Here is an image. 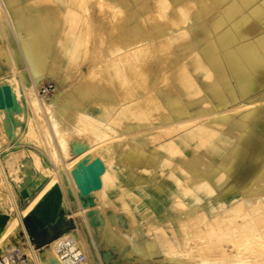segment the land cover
<instances>
[{
  "label": "rangeland",
  "instance_id": "obj_1",
  "mask_svg": "<svg viewBox=\"0 0 264 264\" xmlns=\"http://www.w3.org/2000/svg\"><path fill=\"white\" fill-rule=\"evenodd\" d=\"M119 1L0 0V163L19 209L26 204L23 193L31 197L37 192L42 165L55 178L56 187L65 201L64 207L55 210L54 203H47L51 195L46 191L38 205L39 209L47 208L43 219L37 222L32 214L24 218L22 223L30 232V253L38 256L54 242L65 236H74L84 245L83 253L89 264H264V164L253 181L243 189L234 190L232 197L224 196L230 186L220 184L231 172L230 163L236 161L234 156L238 146H247L248 137L262 121L264 0H194L196 5L193 9L201 21L195 26L198 30L193 29V34L197 40L206 42L207 46L200 54L187 56L186 64L176 62L171 66L172 76L168 75L166 83L164 64L167 61L161 60L160 54H157L160 50L158 45L165 43L168 48L174 49V45H177L182 49L189 40L177 39L171 44L152 37L145 44L149 49L144 58L154 60L155 72L151 83L163 86L164 96L179 97L183 91L187 98L196 99L192 106L199 108L200 112L218 105L232 109L231 115L225 119L221 117L198 127L189 136L185 132L177 135L176 140L184 150L178 148L177 144L169 145L152 167L145 169L153 173L168 171L179 179L178 183L175 182L176 187L174 182L166 185L168 194L162 197L164 202L160 209L151 203L140 205V195H135L134 191L139 185L130 182L125 175L120 180L112 169L115 165L114 152L109 146L112 139L99 145L98 140L88 133L90 129L98 127V118L91 116V109L99 110V115L104 113L107 123H114L113 127L120 130L116 135L123 133L129 137L132 133L126 131L127 119L122 118V115L133 111L128 108L127 100L124 101L126 104L122 102L129 91L128 80L122 72L108 70L102 56V50H105L102 42L110 37L111 30L115 28L112 40L119 43L121 50L110 59L122 64L133 62L130 55L136 46L125 48L122 45L128 41L125 35L134 26V22L130 21L132 13L124 16L127 22L121 21L122 15L117 5ZM126 1L131 6L141 8L144 11L143 19L154 27L155 15L151 11L156 16H165L162 13L164 0ZM168 1L181 9L179 19L188 16L187 12L183 14V5L188 0ZM255 6L261 8L263 13H252ZM199 7L202 8L200 13ZM8 18L19 21L24 27L21 30L23 36L37 35L43 42L47 59L40 65V80L33 87V94L46 102L59 92L48 70L58 68L57 54L61 51L62 42L67 34L74 35V46L68 51L62 66V70L73 63L76 66L74 71L66 72L68 87L65 93L72 91L73 102H70L67 94L60 97L62 107L57 111V132L52 134L51 141L48 122L26 108L29 95L24 92V87L29 86L32 76L17 54L19 46L16 47L11 38ZM78 43L85 50L81 58H75ZM172 59L176 60V56ZM179 77L182 78L181 82ZM114 80H117L116 87ZM47 84L53 86V91L48 96L38 94V88ZM11 93L16 94L14 100L20 110L7 114L2 109L1 99ZM109 95L117 100L115 104L108 102L106 97ZM240 105H245L244 110H238ZM239 115H242L240 119L236 117ZM7 116L11 117L13 124L10 132ZM113 127L105 126L104 133L108 138L114 136L111 132ZM55 139L59 142L58 149L64 160H72L74 153L82 152L83 156L62 173L55 167V154L58 153L53 148ZM157 141L151 137L149 144L154 145ZM95 142L107 149L108 152L103 153L107 154L106 162L93 150V147H98ZM76 147L80 149L79 153L74 152ZM199 149L201 152L195 154L194 151ZM99 167H102L103 173H100ZM10 171L15 173L10 174ZM81 172L86 185L89 184V193H78L75 182H69L68 175L72 178L71 175L76 173L78 176ZM177 189L178 193L175 192ZM82 197L84 205L79 204ZM159 212H163V218L159 217ZM110 214L116 217V221L109 227L107 217ZM97 215L99 218H95ZM92 217L95 221L88 231L84 228V221H90ZM14 219L17 220L15 216ZM111 229L114 232H109ZM35 232H38L37 235ZM19 236L23 239L22 234L19 233ZM24 248L28 249L26 246ZM9 249L5 254L19 259V264L30 257L28 250L26 254L19 249Z\"/></svg>",
  "mask_w": 264,
  "mask_h": 264
},
{
  "label": "bare ground",
  "instance_id": "obj_2",
  "mask_svg": "<svg viewBox=\"0 0 264 264\" xmlns=\"http://www.w3.org/2000/svg\"><path fill=\"white\" fill-rule=\"evenodd\" d=\"M193 1L194 0H188L187 3H184L183 9L185 8V11L183 12V14L186 15L187 12L188 16H183V18L179 19V10H181L179 6L178 7L173 6L168 0H164L162 13H164L165 16L164 15L161 17L160 15L156 16V13L154 11H151V14L155 15L156 27L152 26L150 22L148 23V21L143 19L144 11L141 8L131 6L129 2L126 0H121L118 2L117 5L120 8V12H121L120 15H122L121 21L127 22L128 20L127 18H124V16L128 12H131L132 19H130V21L134 22V26H132L129 33L125 35V38H127L128 41L123 42L122 44L125 48H133L135 46L137 47V45L139 46L137 48L136 47L133 48L134 50L130 55V58L133 61L131 64L130 63L122 64L119 61L110 59L113 58L112 56H115L119 50H121L119 47V43H116L115 41L112 40L115 28L111 30L110 33L112 34H110V37L108 36L107 40L105 42H102L104 43V47H105V50L104 49L102 50V54H103L102 56L106 60L104 61V64L106 63L108 70H110L111 72L120 71L123 73V76L126 78V80H128L127 82L129 86V91L128 94L125 96V98L122 99V102L127 100L128 108L130 110L133 109L134 112L133 111L128 112L127 113L128 115L126 116L122 115V118L127 119L128 128L126 131L132 133L129 137L124 136L123 133H121L120 135H116L120 132V130L118 131L117 127L115 126L113 127L114 125L113 122L107 123L106 115L104 113H101V115H99L100 111L95 109H91V116L94 119L98 118L97 119L98 127L97 129L94 130L90 129V132L88 133L93 135L96 138V140H98V144L100 143L104 145L105 143L109 142V140L111 141V139L112 142H115V143L111 142L109 145L110 148L113 149L114 154L112 155L113 158H115V165L112 167V169H114L117 172V176H120L119 177L120 180H122L121 178L123 177V175H125L128 176L130 182L139 185V188L138 189L134 188V191L136 193L135 195L137 194L140 195L139 196L141 200L140 205H144V204L146 205L148 203H151L153 205H158L159 206L158 209H160L163 205L164 200L162 197L164 195L167 196L168 194L166 185L170 182H174V187H176L175 182L178 183L179 179L177 176L174 175V173L172 175L168 173V171L159 170L158 172L156 171L155 173H153V172H147L145 169H149L150 167H152V165L156 161V158H158V156H161V154H164V150L167 149L169 145L177 144L178 148L181 146L180 142L176 140V138H178L176 137L177 135H181L183 132H185L186 136H189L198 127L201 128L202 126H205L208 123L210 124L213 121H216L217 119L220 120L219 118L221 117L225 119L229 117L231 115L230 113L232 112V109L223 105L220 106L218 105L213 108H208V110L200 112L199 108L196 109L192 106V104L197 102L196 99L187 98L185 92L181 91V93H179V97L178 95L177 97L171 95L164 96L161 89L163 86L161 85L156 86L157 84H155V82L151 83V79H153L155 72L154 60L147 61L144 58L145 57L144 54L148 52L149 49V47L145 46V44L152 37L160 38L161 40H163V42L164 41L171 42V44L177 39L182 40L184 38H187L189 40L188 44L186 42V47L182 49H180V47L177 45H174V49H172L171 47H170L171 49L168 48L167 44L165 43L163 44L160 43L158 45L160 46V50L157 52V54H160L159 57L161 58V60L167 61L166 65L164 64V67L167 70V78L165 80V83L167 82L168 75L172 76V72L170 71L172 70L170 69L171 66L175 65L176 62H179V65L180 63L186 64V62H188L187 56H191L193 54L194 55L200 54L201 52L204 51L205 47L207 46L206 42L197 40L195 34H193V29L198 30L195 26L201 21V18L197 16L196 14L197 12L195 11V9H193L194 5H196L193 3ZM108 8L110 7L107 6V9ZM201 9L202 8L200 7L198 8L199 10L198 13L202 12ZM253 12L257 15L263 13L261 8H259L258 6H255L252 9V13ZM8 19L11 25L9 27L11 32V38L14 40V45L16 47L19 46V49H17V54H19V56L23 59V62L27 68V72L30 74V76H32L28 84L29 86L26 85L24 87V92L29 95L26 108L28 111H32L38 114L39 116H41V118L44 119V122L45 120L48 122V124L50 125L49 131L51 135L50 137L51 138L50 141H51L52 134H55V132H57V128H56L57 111L62 107L59 104V101L61 100L60 97L62 96V94H67L69 96L70 102H73V96L71 93L72 91H67V93H65V89L66 87H68L67 85L68 78L66 72L70 73L74 71L76 66L73 63L71 66H69L66 69L67 71L62 70V66L64 65V61L66 60L68 51L74 46V42H73L74 35L72 33L67 34L65 36L64 41L62 42L61 51H59L57 54L58 68L48 70V74H50L53 77V79L56 81V84L59 87V92L49 102H46L44 100L38 99V97L33 94V87L36 86V84L40 80V75L38 74L40 71V65L47 59L45 57L46 55L44 52L43 42L41 41L40 36L37 35L26 34L23 36L21 30L24 27L19 23V21L16 19L15 20H11L10 18ZM161 22H166L167 24L163 25L161 24ZM153 30H155V33H152ZM79 38L81 39L80 36ZM184 41H186V39ZM99 42H101V39ZM76 46L77 47L75 51V58L83 57L85 54V50L82 49L83 48L82 45L78 43ZM152 46L154 47L153 44ZM174 55L176 56V60L172 59V57L175 58ZM118 63L119 64L121 63L122 65L121 64H120L121 66L118 65ZM187 67H189V65H187ZM180 68L181 67L179 66V70L182 69ZM164 73L166 72L164 71ZM181 81L182 78L179 77V82ZM162 84L164 85V83ZM114 86L115 87L117 86V80H114ZM166 94L168 93L166 92ZM15 95L16 94L13 95L11 93L8 97L1 99L2 107H3L2 109H4L7 114H9L10 112H17L20 110L19 104L14 100ZM106 98L109 103L115 104L117 102V100H115V98L111 95L107 96ZM7 102H9V104ZM124 103L122 104L124 105ZM244 106L245 105H240L237 108L238 110L241 111L244 110L243 109ZM26 108H25V112H26ZM96 113L98 114V116ZM167 116L168 118L166 119ZM236 117L240 119L242 115ZM261 117H262L261 118L262 121L259 123L258 127L254 130V133L248 137L247 146H240V147L238 146V148L236 149L234 156L236 161L230 163L231 172L227 177V179L225 180L226 182L225 181L220 182V184L225 185L226 183L227 185L230 186L229 190L224 192V196H226V198L235 195L233 193L235 192L234 190L243 189L247 185H249L253 181L254 177L260 173L261 166L262 164H264L263 163L264 109L261 112ZM7 119L9 121L8 131L10 132L13 124H11L10 116H7ZM106 124L108 125V127L110 126L114 128L111 130L114 136L110 138H108L106 133H104ZM139 128L142 129L141 131L137 132ZM151 137H153L154 139H158L156 143L157 145L156 144L152 145V143L149 144V141H151ZM54 142H55V144L53 143L55 145L53 147L54 151L58 150V153L55 154V167L61 173L66 170L68 171L71 164H73L74 162L76 163L77 159H81L78 157L83 158L81 152L80 154L74 153L73 155L74 160L73 159L70 161L64 160L63 155H61V152L58 149L59 142L57 141V139H55ZM98 144H96L95 142V146H97ZM99 145L98 147H93L91 145L94 148L93 149L91 147V149L96 150V154H99V157L106 162L105 157L107 154H103V153L104 152L106 153L108 151L107 149L104 148L105 146L102 147ZM88 149L90 148L88 147ZM180 149L184 150L181 147ZM83 150H85V148ZM87 150L86 152L88 153L89 151ZM74 152L79 153L80 149L76 147L74 149ZM177 152H179V150H177ZM194 152L195 154H197L200 153L201 150L199 149L198 151H194ZM11 153L12 152L8 154ZM184 153L186 154L187 151H185ZM66 154L69 153L67 152ZM38 164L41 165V163ZM93 164L92 165L90 164V166H93ZM100 166H102V164H100ZM104 166H106V163L104 164ZM36 167H38L37 164ZM99 168H97L96 170L98 171ZM101 168L99 169L100 173H103L101 172ZM92 169L95 170L94 168ZM40 170H42L40 175L41 183L40 182L38 183L39 186L37 187L36 190L37 192L31 197H28L26 193L25 195L23 193V196L25 197L24 201L26 204L24 208L19 209L16 206L15 199L7 183L4 171L0 163V257L2 261H4V264H11L13 258L7 256L5 254L6 253L5 251L10 250L9 248H12L15 249V251L16 249H19L21 252L25 251L26 254L28 250L29 252L28 254L30 255V257L28 259L26 258V262H23L22 264H72L70 260L64 259L63 255H58V251H60L64 246V244L67 243L69 246V251L71 253L78 252L82 254L85 258L83 264H89V261L86 259L83 253L85 252L84 245H82L79 241L75 240L74 236L63 237L62 239L54 242L53 246L51 245L49 248L39 253L38 256L30 253L29 250H31V245H30V240L28 238L30 232L29 230L25 229L22 223L24 218L28 214H32V216L37 222L43 219L45 213L47 212V208L41 207V209H39L38 205L40 202V198L44 196V192L46 191H48L51 195L50 200H47V203H49V205L54 203V205L56 206L55 210H57L60 207L62 208L65 205V201L62 197L60 189L56 187V181L53 175L43 165L40 166ZM13 173H15V171L13 172L10 171V174ZM70 174H72V172ZM69 176L70 175H68L69 182H71L72 180L76 184V185L72 184V186L73 185H75L76 187L78 186L77 187L78 190L76 189L78 193L81 191H85V193L89 191L90 189L89 184L86 185L85 183L86 179L82 176V172L78 173V176L76 175V173L75 175H71L72 178H70ZM175 192L178 193L179 192L178 189ZM219 197L220 196H216V198ZM165 198L166 200L168 199L167 197ZM81 199H82V203L79 202L78 203L84 205L83 203L84 198L82 197ZM94 215L95 214H93V216ZM158 215L159 217L163 218V212H159ZM14 216L16 217L17 220L14 219ZM97 217L99 218L98 215L95 216V218ZM95 218L92 217L90 221L89 220L84 221V228H86V230L89 231V226L91 228L92 222L95 221ZM107 218H108L107 225L110 227V225L113 224V221H116V217L110 214L108 215ZM19 229L21 232L19 231ZM109 232L112 233L114 231L111 229ZM19 233L22 234L23 239H21L22 237L19 236ZM25 246L28 249H25L24 248Z\"/></svg>",
  "mask_w": 264,
  "mask_h": 264
},
{
  "label": "built area",
  "instance_id": "obj_3",
  "mask_svg": "<svg viewBox=\"0 0 264 264\" xmlns=\"http://www.w3.org/2000/svg\"><path fill=\"white\" fill-rule=\"evenodd\" d=\"M53 86L51 84L40 86L37 90V93L43 96H48L53 90ZM58 255H63L64 259H68L72 264H83L84 256L78 252H70L69 246L67 243L64 244L62 249L58 251ZM0 264H4V261L0 260ZM11 264H19V259H12Z\"/></svg>",
  "mask_w": 264,
  "mask_h": 264
},
{
  "label": "crops",
  "instance_id": "obj_4",
  "mask_svg": "<svg viewBox=\"0 0 264 264\" xmlns=\"http://www.w3.org/2000/svg\"><path fill=\"white\" fill-rule=\"evenodd\" d=\"M35 233H36V235H37L38 232H35Z\"/></svg>",
  "mask_w": 264,
  "mask_h": 264
}]
</instances>
